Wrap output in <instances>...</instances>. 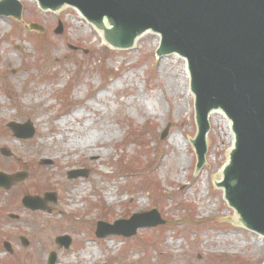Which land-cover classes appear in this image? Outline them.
Returning a JSON list of instances; mask_svg holds the SVG:
<instances>
[{"label":"rangeland","instance_id":"obj_1","mask_svg":"<svg viewBox=\"0 0 264 264\" xmlns=\"http://www.w3.org/2000/svg\"><path fill=\"white\" fill-rule=\"evenodd\" d=\"M20 2L22 22L0 17V172L25 173L0 187V264H47L51 251L56 264H262L264 237L228 221L235 215L213 185L230 146L218 114L209 119L205 163L194 171L193 98L184 92L182 59L157 57L153 33L112 50L75 9L45 12ZM29 23L43 32L26 31ZM26 121L34 136L15 138L7 123ZM86 129L105 142L74 145ZM73 169L87 172L68 179ZM43 170L50 185L41 184ZM46 192L55 195L46 210L21 204L24 195ZM151 209L163 225L127 238L94 234L97 221ZM61 235L71 238L68 248L55 243Z\"/></svg>","mask_w":264,"mask_h":264},{"label":"water","instance_id":"obj_2","mask_svg":"<svg viewBox=\"0 0 264 264\" xmlns=\"http://www.w3.org/2000/svg\"><path fill=\"white\" fill-rule=\"evenodd\" d=\"M36 1L41 10L57 11L65 5L76 8L113 48L132 47L138 35L150 30L160 36L158 56L177 53L186 59L197 129L190 140L197 158L195 172L205 161L207 116L219 109L230 121L233 147L227 151L222 180L214 183L224 189V198L235 210L234 223L264 236V0ZM21 10L18 0H0V16L19 20ZM28 28L42 31L36 24ZM61 31L59 23L55 33ZM8 126L15 137L33 136L29 122ZM79 174L73 171L67 176ZM24 176L0 173V186L8 188ZM53 200L52 194H45L44 198L26 196L22 203L34 210L44 209ZM163 223L151 210L112 225L99 222L95 234L129 237L138 228ZM56 242L67 248L70 239L62 236ZM4 247L10 251L7 243ZM55 261L56 255L50 253L48 264Z\"/></svg>","mask_w":264,"mask_h":264},{"label":"bare ground","instance_id":"obj_3","mask_svg":"<svg viewBox=\"0 0 264 264\" xmlns=\"http://www.w3.org/2000/svg\"><path fill=\"white\" fill-rule=\"evenodd\" d=\"M31 2H35V0H30ZM77 14L80 16V14L77 12ZM156 37V43L154 45V47L157 46V36ZM181 66H182V71H183V75L185 77V80H187V72H186V67H185V62L184 60L182 59V63H181ZM184 92L189 94V90H188V87L186 85V87L184 88ZM76 114V113H75ZM76 117H78V115L76 114L75 115ZM220 118L222 119L223 123L225 124V127H226V131L228 133V136H229V142L231 141L232 137H231V134H230V131H229V124H228V121L223 119V116L220 115ZM64 122V119H60L59 123L61 125V123ZM67 140V139H66ZM105 142L104 141H100V138H99V133L96 131V130H80V133L77 134V137H75V144L74 145H80V149H83V148H89V147H95L96 144H103ZM188 143H186V147H187ZM72 147V146H71ZM94 152L93 151H90L89 154H93ZM108 151H105L104 150V153H103V156H106L108 155ZM18 160L19 161H22V157L18 156ZM31 176L34 175V171L33 172H30ZM39 179L42 180L41 184H44V185H50L51 184V173H49L47 170H43L39 173ZM30 183H28L29 185ZM81 189H84V185H81L78 190L80 191ZM108 202H112L114 201V197H113V194H112V190H109L108 191ZM259 238H261L259 235H255ZM82 258H87L88 259V255L85 253V257H82Z\"/></svg>","mask_w":264,"mask_h":264}]
</instances>
